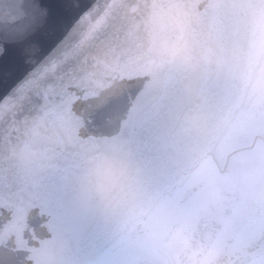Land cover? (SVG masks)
Listing matches in <instances>:
<instances>
[{
    "label": "water",
    "instance_id": "1",
    "mask_svg": "<svg viewBox=\"0 0 264 264\" xmlns=\"http://www.w3.org/2000/svg\"><path fill=\"white\" fill-rule=\"evenodd\" d=\"M264 54V0H0V264L95 259L212 154Z\"/></svg>",
    "mask_w": 264,
    "mask_h": 264
},
{
    "label": "flooded vegetation",
    "instance_id": "2",
    "mask_svg": "<svg viewBox=\"0 0 264 264\" xmlns=\"http://www.w3.org/2000/svg\"><path fill=\"white\" fill-rule=\"evenodd\" d=\"M85 264H264V54L212 154Z\"/></svg>",
    "mask_w": 264,
    "mask_h": 264
}]
</instances>
